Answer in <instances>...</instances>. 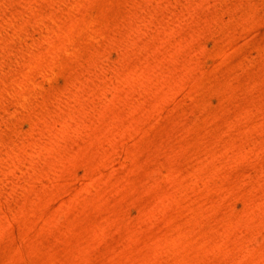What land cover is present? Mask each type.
<instances>
[{"label":"rangeland","instance_id":"obj_1","mask_svg":"<svg viewBox=\"0 0 264 264\" xmlns=\"http://www.w3.org/2000/svg\"><path fill=\"white\" fill-rule=\"evenodd\" d=\"M0 264H264V0H0Z\"/></svg>","mask_w":264,"mask_h":264}]
</instances>
